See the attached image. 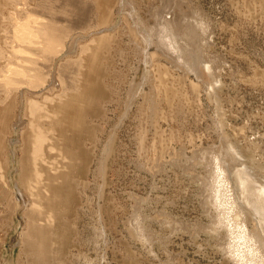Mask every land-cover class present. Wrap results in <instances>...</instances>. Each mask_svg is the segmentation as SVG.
<instances>
[{
    "label": "rangeland",
    "instance_id": "obj_1",
    "mask_svg": "<svg viewBox=\"0 0 264 264\" xmlns=\"http://www.w3.org/2000/svg\"><path fill=\"white\" fill-rule=\"evenodd\" d=\"M94 3L95 25L72 38L109 50L91 60L98 69L86 67V58L79 95L56 99L66 88L56 68L54 86L62 90L43 95L58 107L54 136L69 168L49 181L42 206L52 213L37 218L45 235L33 249L24 237L33 221L24 199H31L33 136L19 124L26 122L21 97L0 107V162L15 149L10 176L22 192L0 182V264L5 252L12 264H234V236L213 204L220 166L212 156L222 154L230 172L246 166L264 185V0ZM163 28L175 49L165 37L158 42ZM71 42L59 46L54 67L71 58ZM40 86H50L47 76ZM49 120L39 126L46 139ZM228 178L240 207L236 222L244 223L246 211L264 241L234 172Z\"/></svg>",
    "mask_w": 264,
    "mask_h": 264
},
{
    "label": "bare ground",
    "instance_id": "obj_2",
    "mask_svg": "<svg viewBox=\"0 0 264 264\" xmlns=\"http://www.w3.org/2000/svg\"><path fill=\"white\" fill-rule=\"evenodd\" d=\"M94 11V0H0V107L8 108L9 105L18 104L16 97H21L20 103H25L26 122L19 117L21 118L19 124L25 126L28 136L29 134L33 136L30 137L28 143L33 178L28 180L30 186L27 187V192L31 199L24 195L26 205L30 208L29 213L33 218L24 237L32 249L44 239L45 235L43 228L37 226V218L40 214L44 215L43 210L45 209L49 214L52 213L51 208L42 206L49 200V181H58L62 170L69 168L65 147L60 146L57 137L54 136L57 130L54 121L58 115V107H55L56 103L53 98L43 95L46 92L54 95L55 89L59 91L61 85L66 88L61 94L56 95V99L62 101V96L66 98L69 94L79 95L83 91L81 78L86 58L89 62L86 67L90 65L92 68L98 69L96 63H90L91 60L98 52L104 53L109 48L104 46L95 49L90 46L84 48V46L78 45V39L80 37L85 39L84 36L77 35L72 38L77 30H87L89 26L95 25ZM162 32L164 36L159 34L158 42L165 37L168 47L175 49L170 31H165L163 28ZM66 39L72 40L69 46L70 52L66 53L68 58H71L54 67L56 58L61 53L59 46L61 47ZM99 42L101 43L102 40ZM148 42L152 44L153 38H148ZM73 57L77 58L73 59ZM55 68L62 80V84L60 86L58 84L57 88L54 86ZM46 76L50 86L41 87ZM157 93L160 94L158 91ZM45 116L51 118L46 121L49 123L52 135V138L49 139L39 132L40 123L43 122L42 119ZM230 151L233 152V156L236 155L232 148ZM11 154L14 158L7 153L1 155L0 167L3 169H0V182L5 186L11 182L12 186L17 187V193L22 194L18 187L19 181L14 183L15 181L10 176L11 168L14 170L17 168L15 149ZM60 156L61 158L64 156L61 164L58 163ZM212 160L216 166L217 164L220 166L219 173L217 172L218 180L211 182L214 191L213 204L218 211H222L221 215L217 217H221L222 224L229 227V230L226 229V231H230L234 236V238L231 236L233 239H228V249H232L234 264H264L262 258L264 257V241L258 235L256 228L248 227L247 212L241 210L245 219L242 225H238L235 220L240 207L235 200L236 192H233L232 181L228 176L234 172L235 183L242 198L240 200L245 201L246 207L252 211L255 221L257 217L256 225L260 227L262 235H264V185L258 184L259 182L255 180L254 175L252 176L253 173L246 166L233 168L230 172L228 168L231 166L228 167V164L224 162L222 154L213 155ZM5 168L7 171H4ZM53 199L57 200L54 196ZM21 207L22 205L16 202L12 210L13 216L17 217ZM256 225L255 227H257ZM47 227L48 224H44V229L50 233L49 229H46ZM5 253L2 254L3 264H12L13 259H10Z\"/></svg>",
    "mask_w": 264,
    "mask_h": 264
}]
</instances>
